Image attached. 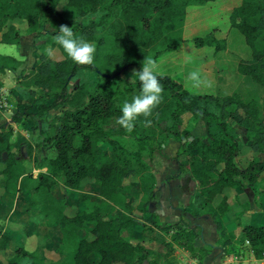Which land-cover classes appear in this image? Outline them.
<instances>
[{
	"label": "trees",
	"instance_id": "trees-1",
	"mask_svg": "<svg viewBox=\"0 0 264 264\" xmlns=\"http://www.w3.org/2000/svg\"><path fill=\"white\" fill-rule=\"evenodd\" d=\"M59 1L0 0V41L19 43V29L15 22H25L28 32L37 31L46 19L41 16L50 13ZM207 1L66 0V5L73 7L78 15L99 7L106 8L99 21L90 24L79 20L75 23V19L60 13L64 16L61 18L73 26L78 38L94 43V63H76L57 44L62 57L53 59L46 53L38 54V61L21 75L23 84L29 88V100L18 103L11 118L21 122L23 116L35 114L42 117L50 108L63 106L62 113L56 116L54 130L46 131L43 136L44 145L56 152L52 156L46 155L39 163L46 167V171L33 176L9 151L11 127L5 122L0 123V152L7 151L2 172L7 177L23 176L21 183L31 190L30 201L40 205L46 222L62 221L75 226L91 224L86 234L75 243L72 253L74 264H144L145 259L147 264H165L174 243L189 249L200 262L208 252L205 247L193 245L194 238L201 236V231L192 228L193 221L184 224L190 229L170 232L172 225H161L157 214L149 211V202L156 201L159 195L158 191H153L155 175L140 153L119 143L115 137L117 134L135 136L149 154L172 136L178 142V153L186 158V163L177 162L180 172L189 173L196 182L198 203L197 210H192L193 217L207 213L217 225L219 221L211 211L214 197L221 194L216 208L224 214L229 208L226 195L222 193L225 187L243 186L241 178L250 184L264 179L260 175L262 166L257 161H250L243 169L236 166L233 158L239 150V141L226 129L224 120L225 116L233 117L244 126L250 147L256 151L264 150V0H240L229 15L230 25L239 30L250 47V57L240 59L237 70L260 85L261 103L253 93L239 90L223 95H203L202 99H212L218 104L219 113L216 114L200 108L181 82L159 73L163 86L162 102L153 109L151 116L139 117L131 133L119 124L111 128L103 126L112 117L118 118L122 114L121 107L125 101L130 102L140 94L137 72L148 52L160 45L173 47L180 37L187 6ZM12 19L21 21L12 22ZM52 22L57 23L55 17ZM56 34L53 32L54 37ZM194 41L200 46H213L214 52L226 48V39L212 33L195 36ZM118 49L122 53H118ZM128 52H132V59L126 57ZM0 59L4 60L0 71L8 67V63L13 67L18 64V60L10 55L0 54ZM128 65H132L135 72H129L130 79L126 80L121 73L127 71ZM78 69L95 72V78L75 83L69 89L70 78ZM113 78L117 79V85L112 89L110 80ZM185 111L204 120L206 129L209 120H214L224 131L223 136L208 135V141L194 136L192 140L182 141L181 135H191L180 129L181 115ZM145 119L151 120V126H144L142 122ZM169 120L171 123L162 127L161 123ZM238 175L240 177H236ZM131 176H135L136 181L124 182ZM86 180H90L94 193L99 197V201L93 202L90 208L81 206L89 200L90 193L81 191L72 199L64 187L80 188ZM134 197L136 204L132 202ZM73 204L75 211L69 213L68 208ZM134 210L140 212L139 217ZM188 210L180 213L186 215ZM241 230L254 255L264 257V221L258 225H243ZM135 232L137 241L130 236ZM166 233L170 239L165 238ZM224 236L223 242L228 239V235ZM144 239L155 241L157 248L146 245ZM7 240L8 236L0 227V264H38L33 252L23 247H18L12 256H6L3 251ZM90 252L96 253L95 261L89 259Z\"/></svg>",
	"mask_w": 264,
	"mask_h": 264
},
{
	"label": "crops",
	"instance_id": "crops-1",
	"mask_svg": "<svg viewBox=\"0 0 264 264\" xmlns=\"http://www.w3.org/2000/svg\"><path fill=\"white\" fill-rule=\"evenodd\" d=\"M26 32L27 33L24 35H21L20 33L19 43L0 41V45L2 46L0 48L6 47L9 49V51L0 50V54L13 56L18 60L17 66L20 65L22 67L29 64L32 66L38 61V59L35 60L33 56L24 53V43L28 41V36L32 34V32ZM11 48H14V50H11ZM10 69L11 68L8 66L3 69L5 72H0L3 74V77H0L2 80L0 89L2 90L4 98L13 102L16 95L14 90H11V86L16 87L19 83H16L15 79H13V81L11 80V75L13 76L14 74ZM8 83H10V85H7ZM28 100V97L23 96L22 93V97L18 102L24 103L28 102ZM6 101H4V103H7ZM12 110L13 109L6 107L0 108V111H2L0 112V118H2L0 123L5 122V125H9L12 129V132L9 135V151L13 153L14 158L22 162L24 167H26V170L30 171L33 176H36L39 172L46 171V167L40 166L39 164L43 158L38 161L35 160L33 154L36 153L37 150L31 148L34 144L28 135L30 132H34V130L32 131V124H35L36 126L42 125L44 116L40 117L35 114H30L28 116H23L21 122H16L11 118ZM225 117L226 120L227 118H231L230 116ZM194 123V126H191L192 134L194 136L206 134L209 127L206 129L204 123L202 124L199 120H196ZM235 123L236 122L234 121V124ZM237 124L241 125L239 123H236L235 125ZM182 126H185V122ZM183 127L180 126L181 129ZM239 132L242 139H240V141L237 139L240 143L239 150L233 158L234 163L239 169H243L250 161H257L258 164L262 166L260 175L261 177H264V150H253L246 141L244 131L241 129ZM208 135L210 134L208 133ZM176 143L177 141L173 138H168V140L162 143L160 148L163 150V147H167L169 150L171 149V151H174V149H177L175 148ZM6 157L7 151H1L0 227L2 228V232L8 236L3 253L6 256H12L18 247H23L26 250L33 252L34 259L38 264H74L72 253L75 243L79 238L86 234L87 227L91 226V224L87 223L84 226H75L72 224H66L62 221L54 223L46 222L41 214L40 205L37 203H31L30 199L32 192L27 186H24L21 183V178L23 176L7 177L2 172L6 165L4 160ZM164 159L165 161L167 160V158ZM179 161L186 163V158L179 159ZM160 163H162V160L156 162V164ZM168 166L169 167L167 168H169V171L164 177H158V172L151 169L156 177V185H154L153 191H158L159 193L156 199V201H158V206L156 207H159L158 214L162 215L159 217L160 220H162L165 215L179 214L181 212L179 206L166 209L162 204H165L166 201L171 200L172 203L177 204L183 197L182 202L189 201L194 204L198 203L195 180L189 175V173L185 174L184 172H180L177 162H174V164L171 163ZM170 173L176 174L177 178L166 179ZM236 177L240 176L238 175ZM86 181L81 184L80 188H72L69 186L64 187L66 193L72 199H75L78 194L76 190L90 193L89 200L81 204L83 208H90L93 202L99 201V197L94 193L91 186L92 183ZM241 181L243 186L238 185L235 188L225 187L223 189L222 193L226 195L229 207L224 214H220L216 208L217 203L221 199V194L214 197L211 203V211L216 215V220L219 221V225H217L214 219H212L207 213H205L209 217L207 220L208 222L206 221L207 225H202V223L197 224V229L201 231V236L194 238L193 245L196 248L203 246L208 249V252L203 256L201 262L198 260L199 263L197 261L194 264H264V257L258 258L254 255L249 241L241 230L243 225H258L264 221V179H258L251 184L248 183L245 178H241ZM89 186L91 187L90 190L86 188L83 189L84 187L89 188ZM191 198L193 199L192 201ZM134 212L137 216L136 210H134ZM140 219L143 220L142 218ZM198 219L200 218L198 217ZM134 225V227H138L137 224ZM224 234L228 235V239L225 242H223L225 237ZM130 236L135 240L138 237V234L135 232L130 234ZM145 244L157 248V243L155 241L148 240ZM173 246L177 253L185 251L184 247L179 244L174 243ZM187 254L190 256L189 259L192 262L196 260V255H189V251ZM88 257L91 261L97 259L95 252H90ZM172 258H169L168 262L165 264H180L178 259ZM118 263L120 262L114 264Z\"/></svg>",
	"mask_w": 264,
	"mask_h": 264
},
{
	"label": "rangeland",
	"instance_id": "rangeland-1",
	"mask_svg": "<svg viewBox=\"0 0 264 264\" xmlns=\"http://www.w3.org/2000/svg\"><path fill=\"white\" fill-rule=\"evenodd\" d=\"M239 2L240 0H209L203 4H194L187 6L184 24L181 27V34L179 39L176 41V44L171 48H166L165 45L156 46V48L148 52V57L153 58L158 62V67L156 69L158 73L168 74L173 79L181 82L183 86L187 89V93L189 94L190 98L193 97L194 101L200 108L208 109L210 111L215 112L216 114L219 113L218 104L212 99L210 100L202 99L203 95H207V94L223 95L230 93L233 90H239L246 93L247 92L253 93V95L256 96V99L260 103L263 101L262 88L260 87V85L252 81L250 77L248 78V76L246 77L245 75L239 73V71L237 70V64L239 60L248 59L250 57V47L244 41L243 35L239 32V30L230 25V20H229L231 9L237 4H239ZM105 9L106 8L104 7H99L97 10L88 11L83 15H78L74 11L73 7H69L66 5V0H60L56 4V6H54V8L50 13L41 16V17H45L46 19L44 18L45 20H43L42 25L39 26L37 31L32 32V34L28 36V41H26L23 46L24 53L26 55L29 54L30 56H33L35 60L37 59L38 54L46 53L48 55L49 50L52 51V55L51 56L48 55L49 57L53 59L62 57L61 51L58 48L57 43L55 42L53 32L58 33L59 26L61 25L67 24L70 27L71 25H69V23H66V21H64L61 18L64 16H61L60 13L64 12L65 17H71L69 19L76 18V20H79L85 24H90L92 22H98ZM53 17L56 18L57 23L52 22ZM13 21H21V20L12 19V22ZM15 23L19 29V36L20 33L21 35L27 33L25 22L21 21ZM207 33H212L217 37H224L226 39V48L224 50H219L217 52H214L213 46L197 45L194 41V37L203 36ZM90 43L94 45L93 42ZM0 47L2 46L0 45ZM0 50L9 51V49L6 47L0 48ZM11 50H14V48H11ZM117 51L118 53H122L121 49H118ZM125 55L128 59L133 58L132 52H128ZM3 62L4 60L0 59V64H2ZM8 66L9 68H11L10 70L14 74L13 76L11 75L12 77L11 80L13 81V79H15L16 83H19L18 86L16 87L11 86V90H14L17 100L15 98V100L13 99V102L8 101L6 98H4L2 90L0 89V108L6 107V108L14 109L15 107H17L16 105L19 103L18 100L21 99L22 93L23 96L29 97L28 96L29 88L28 86L23 84L24 78L21 75L28 72L30 64L23 67L20 65L17 67H13L12 63H8ZM126 70H127L126 72L121 73V76L124 79L128 80L130 79L129 75L135 72V68L132 65H128ZM193 71L200 72L203 83L199 87L194 86L193 82L189 79V75ZM0 72H5V71L1 70ZM0 77L2 78L3 74L0 73ZM1 78H0V84L2 83ZM94 78H95V72L86 69H78L77 72L70 78L71 80L69 81V89L72 88L75 83L84 80H91ZM7 85H10V83H8ZM116 85H117V79L115 78L111 79L110 87L113 89L114 87H116ZM197 95L199 96L197 97ZM4 101H6L7 103H4ZM63 109H64L63 106L59 108H50L47 114L44 116L42 125L36 126L35 124H32L31 127L33 128L32 131L34 130V132H30L28 136L31 138V141L34 144L31 148L37 151L39 149L38 152L36 151V153L33 154V156H35L36 161L45 158L46 155L52 156L55 154L56 151L54 148L44 145L45 143L43 136L46 131L54 130L53 126L55 125V123H57L56 116L61 114ZM181 116L183 117V120L180 126L183 127L182 124H184L185 122V126L182 129L192 134L191 126H194L195 124L194 122L199 119L195 118L192 115V113L189 111L188 112L185 111ZM224 120L227 126L226 129L229 132L233 133L234 136L239 141L240 139H242L239 130L242 129L246 136L244 130L245 128L241 126L242 124L235 125L237 122L233 117L227 118V120L226 117H224ZM1 121L2 118H0V122ZM116 121L117 118L112 117L107 123H103V126L105 128L116 127L118 125ZM199 121L202 122V124L204 123V120H199ZM234 121L236 122L235 124ZM170 123H171L170 120L163 121L161 125L162 127H165ZM208 126L209 129L208 131H206V134L198 135L203 140L208 141V133L210 135L213 134L212 136L215 137L223 136L224 131L215 123L214 120H209ZM115 137L117 138L119 143L128 150L136 151L140 153V155L148 162L150 169L154 170L155 172H158V177H164L167 175L169 171V168H167L169 167L168 165H170L171 163L174 164V162H178L179 159H185V155L179 154L177 151L178 142L176 143L175 146V148H177L176 150L174 149L173 146L174 151L173 150L171 151V149L169 150L167 147H163L162 150V148L156 146L153 153L149 154L147 153L148 151L146 150L145 146L139 145V141L136 139L135 136L131 134H124V135L117 134ZM169 138L172 139V136H170ZM38 145L40 146L38 147ZM164 158H167L168 161L167 160L165 161ZM159 160H162V163L156 164V162H158ZM184 173L186 174V172ZM172 175L174 176L169 177ZM175 175L176 174L170 173V175L167 176L166 179H176L177 176L175 177ZM136 179L137 178H135V176H131L125 178L124 182L130 183L132 181H136ZM87 181L89 182L90 180ZM85 188L89 190L91 189L90 186L89 188L84 187L83 189ZM76 191L77 193H80V190H76ZM182 200L177 204L172 203L171 200L166 201L165 204L164 203L162 204L166 209L179 206V209L181 211H183L184 209L186 210L189 209L188 210L189 212H187L186 215L181 213L165 215L164 218H162V220H160L159 218L162 215L158 214L159 207H156L158 206V201L154 202V209L156 210L154 212L157 214L156 216L159 218L160 224L161 225L170 224L172 225L170 228V232L173 231L178 232L181 231L182 229L185 230L190 229L188 226L184 225L190 220L193 221V225H191L192 228L196 231H199V229H197L198 228L197 224L202 223V225L203 224L207 225L208 222L207 220L209 219V217L208 216L207 218L201 217L200 219H198L199 216H197V218L193 217L192 210H197V206H196L197 204H194L193 202L190 203L189 201L182 202ZM192 200L193 199L191 198V201ZM132 202L133 204L134 203L136 204L137 199L134 197ZM74 206L75 205L73 204L68 208L69 213H73L75 211ZM136 212H137V216L139 217L140 212L138 210H136ZM173 223H176L177 225ZM164 236L165 238L170 239L169 234L166 233ZM135 241H137V238ZM143 242L146 243V240L144 239ZM184 249L185 251L177 253L173 248L170 258L174 257L172 259H178L180 261V264H194L199 260L198 258H196V260L192 262L189 259L190 256H188L187 254L189 249L185 247ZM200 253L201 251L198 250V255H200ZM191 254L192 253L189 251V255ZM118 264H123V263H118ZM144 264H147L146 259L144 261Z\"/></svg>",
	"mask_w": 264,
	"mask_h": 264
},
{
	"label": "clouds",
	"instance_id": "clouds-1",
	"mask_svg": "<svg viewBox=\"0 0 264 264\" xmlns=\"http://www.w3.org/2000/svg\"><path fill=\"white\" fill-rule=\"evenodd\" d=\"M76 23V18H75ZM55 42L62 46L67 55L76 63L81 65H92L95 57V45L78 38L67 24L59 26V31L54 37ZM48 55H52L49 50ZM158 62L149 57L142 61V68L137 75L141 85L140 94L134 96L132 100L125 101L121 107V115L117 118V123L128 133L134 130L136 120L143 116L145 118L152 115V111L162 102L163 86L160 83V74L156 71ZM193 85L199 87L203 81L199 71H193L189 75ZM144 126H151V120L145 119Z\"/></svg>",
	"mask_w": 264,
	"mask_h": 264
},
{
	"label": "water",
	"instance_id": "water-1",
	"mask_svg": "<svg viewBox=\"0 0 264 264\" xmlns=\"http://www.w3.org/2000/svg\"><path fill=\"white\" fill-rule=\"evenodd\" d=\"M193 137H194V135H189L188 137H185L184 135H181V140L182 141H185V139H188V140H192L193 139ZM148 209H149V211H156L155 209H154V201H150L149 202V204H148ZM185 214V213H184ZM207 214H201V215H199V218H201V217H206L207 218Z\"/></svg>",
	"mask_w": 264,
	"mask_h": 264
}]
</instances>
